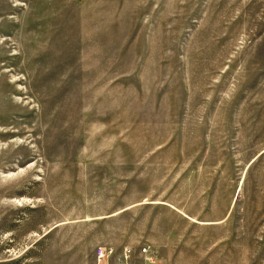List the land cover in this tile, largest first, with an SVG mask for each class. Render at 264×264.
Segmentation results:
<instances>
[{
    "label": "rangeland",
    "instance_id": "rangeland-1",
    "mask_svg": "<svg viewBox=\"0 0 264 264\" xmlns=\"http://www.w3.org/2000/svg\"><path fill=\"white\" fill-rule=\"evenodd\" d=\"M264 264V0H0V264Z\"/></svg>",
    "mask_w": 264,
    "mask_h": 264
},
{
    "label": "built area",
    "instance_id": "built-area-1",
    "mask_svg": "<svg viewBox=\"0 0 264 264\" xmlns=\"http://www.w3.org/2000/svg\"><path fill=\"white\" fill-rule=\"evenodd\" d=\"M92 264H158L159 253L151 245L143 244L137 248L124 246L116 249L111 245L97 246Z\"/></svg>",
    "mask_w": 264,
    "mask_h": 264
},
{
    "label": "crops",
    "instance_id": "crops-1",
    "mask_svg": "<svg viewBox=\"0 0 264 264\" xmlns=\"http://www.w3.org/2000/svg\"><path fill=\"white\" fill-rule=\"evenodd\" d=\"M158 253H159V251H158ZM159 262H160V254H159V261H158V264H159Z\"/></svg>",
    "mask_w": 264,
    "mask_h": 264
}]
</instances>
